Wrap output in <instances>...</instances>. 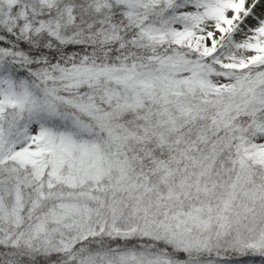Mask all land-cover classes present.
Masks as SVG:
<instances>
[{
  "label": "snow or ice",
  "instance_id": "6c2138e0",
  "mask_svg": "<svg viewBox=\"0 0 264 264\" xmlns=\"http://www.w3.org/2000/svg\"><path fill=\"white\" fill-rule=\"evenodd\" d=\"M0 264H264V0H0Z\"/></svg>",
  "mask_w": 264,
  "mask_h": 264
}]
</instances>
